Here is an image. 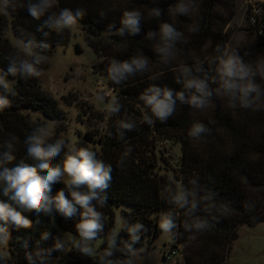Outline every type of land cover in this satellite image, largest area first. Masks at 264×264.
Listing matches in <instances>:
<instances>
[{
  "label": "trees",
  "instance_id": "1",
  "mask_svg": "<svg viewBox=\"0 0 264 264\" xmlns=\"http://www.w3.org/2000/svg\"><path fill=\"white\" fill-rule=\"evenodd\" d=\"M175 2L176 0H161L158 5H154L153 0H57L53 9L56 12L62 8L79 7L85 10L80 22L85 26L88 45L98 57V62L93 66L94 71L108 79L116 90V98L123 106L118 115L108 118L105 130L97 138L95 134L86 133L78 139L77 146L94 150L99 159L113 167V179L107 193L108 202L103 206L98 205V210L104 214L105 233L115 230L122 239L128 238L121 225L117 229L116 209L122 204L130 206L128 209L121 208L120 215L130 223L144 225L141 240L136 245V248L141 247L146 238L154 239L160 233L159 214L174 210L163 196L171 181H183L187 185L190 179L197 178L201 184L218 194V200L230 202L235 212L218 224L214 222L211 231L199 234L195 241H191V233L183 229V221L187 217L183 211H178L179 227L175 238L177 244L174 246L181 245L184 264H227L229 247L238 237V226L264 222V111L232 110L227 107L225 98L216 97L214 106L204 111L178 104L176 113L166 123L157 120L154 125L149 126L143 122V102L139 96L145 88L157 83L175 91L181 90L182 86L176 83L180 65L203 62L207 68L216 54V45H226L224 30L229 19L220 11L222 0H198L199 15L191 18L171 15L169 7ZM154 6L164 10L160 19L148 14ZM131 9L144 14L141 34L121 37L116 29L120 26L123 12ZM197 20L200 31L192 34L189 27ZM161 22L173 24L185 35L184 43L177 45V58L170 65L159 63L154 42L146 36L149 30L158 29ZM40 23L41 21L34 20L28 14L26 7L17 8L11 15L0 16V69L7 68V57L16 50L4 36L8 25H11L13 33L20 39L41 41L44 37L37 31ZM110 24H115L116 29L108 31ZM252 27L255 29V26ZM70 37V30L49 32L46 38L49 47L45 54L51 53L60 43H67ZM140 52L149 58L148 71L144 75L130 77L121 85L113 84L107 74L110 61L128 60ZM260 54H264V32L255 30L252 38L242 45L240 55L250 61ZM47 66L48 60L40 65L43 71ZM154 76L158 78L153 80ZM9 79L15 81L16 95L10 97L12 106L0 112V148L10 135H15L16 160L13 164L21 160L34 163L27 156L24 139L36 126L23 110L32 107L59 124L64 123L66 112L58 100L42 88L39 78L25 79L16 76ZM122 119L134 120L137 125L136 130L127 132L123 140L116 130L117 121ZM210 121L214 123H209ZM196 122L204 123L212 129L207 142L197 141L189 136V130ZM160 138L180 146L178 167L173 176L160 171L154 144ZM90 143L95 145L90 146ZM129 146L133 151L121 166L119 161ZM64 154L62 152L53 163L62 162ZM244 177L247 178V184L243 183ZM63 187V182L56 184L53 195ZM0 200L7 201L2 192ZM249 200L255 204V209L251 212L243 207ZM26 215L32 220V226L19 231L12 230L8 264H29L25 259L26 252H35L37 248H51L52 239H41L44 232H51L53 237H61L60 229L76 234L75 220L65 222L59 216L53 218L42 214L38 217L35 213ZM103 235L101 234V238ZM25 241L28 242L27 248L24 247ZM46 264H96V261L72 248H65L62 252H52L46 258Z\"/></svg>",
  "mask_w": 264,
  "mask_h": 264
},
{
  "label": "clouds",
  "instance_id": "2",
  "mask_svg": "<svg viewBox=\"0 0 264 264\" xmlns=\"http://www.w3.org/2000/svg\"><path fill=\"white\" fill-rule=\"evenodd\" d=\"M160 2L153 0L154 5ZM56 3L57 0H0V13L5 16L11 15L17 8L26 7L34 20L41 21L37 31L44 37L41 41L17 37L16 50L7 57V68L0 69V112L12 106L10 97L16 95L15 81L9 77H41L43 69L40 65L47 60L45 50L49 47L46 40L49 32L73 30L85 15V10L79 7L62 8L56 12L53 10ZM169 12L174 16L191 18L199 15L200 4L198 0H176L169 7ZM148 14L160 19L164 10L154 6ZM143 19L141 11L125 10L119 28L110 24L107 30L116 29L121 37L138 36L142 31ZM199 31L200 23L197 20L190 25L189 32L196 34ZM146 36L154 42V51L162 65H170L177 58V45L185 40L184 33L168 22H161L158 29L149 30ZM215 53L207 68L203 62L180 65L176 83L182 86L181 90L175 91L157 83L145 88L139 96L143 102V122L149 126L157 120L166 123L176 113L178 104L204 111L214 106L216 97L225 98L227 107L232 110L264 111V54L246 61L237 49L221 44L216 45ZM148 69L149 58L140 52L128 60L112 59L107 66V74L113 84L121 85L130 77L144 75ZM157 78L152 77L153 80ZM94 98L97 101L105 100L102 92H97ZM122 107L118 99L113 97L106 104L107 115H118ZM55 124V121H51L39 125L25 137L27 156L34 163L21 160L13 164L16 160L15 135H10L0 148V192L7 197V201L0 200V248L7 247L13 229L19 231L30 228L33 222L26 213H35L38 217L42 214L53 218L59 216L65 222L75 220L77 235L62 238L53 237L51 232L42 233L41 239H52L53 246L26 252L25 259L29 264H46V258L52 252H62L69 246L83 256L94 257L96 264H135L142 252L136 245L141 240L144 225L130 223L121 217V228L128 236L125 240L115 230L105 233L104 214L98 210V205L103 206L108 202L107 193L113 179L112 165L99 159L90 148L78 147L75 142L64 138L53 140ZM136 128V122L131 119L118 120L116 123L121 140L127 132H133ZM188 134L194 140L207 142L212 129L204 123L196 122ZM132 151L129 146L122 154L119 161L121 166ZM62 152L65 153L62 162L54 164L53 161ZM61 182L64 187L53 195L54 186ZM243 183H248L246 177ZM163 196L174 210L159 214L158 227L169 239H175L177 235L178 211H183L187 217L183 221V229L191 233V241H195L199 234L211 231L214 222L218 224L235 212L230 202L218 200V194L201 184L197 178L190 179L187 185L173 179ZM243 207L251 212L255 204L249 200ZM101 234H104V247L98 250L94 242L101 239ZM24 247H28L27 241ZM0 264H8L6 252H0Z\"/></svg>",
  "mask_w": 264,
  "mask_h": 264
},
{
  "label": "rangeland",
  "instance_id": "3",
  "mask_svg": "<svg viewBox=\"0 0 264 264\" xmlns=\"http://www.w3.org/2000/svg\"><path fill=\"white\" fill-rule=\"evenodd\" d=\"M256 2L262 3L264 0H222L220 11L227 20L229 19L224 30L225 47L240 52L242 45L252 38L256 28L252 27L250 15ZM1 15L3 14L0 13ZM70 32L71 37L67 43L56 45L51 53L46 54L48 66L39 77L42 88L51 93L65 110L64 123L59 124L55 120L48 119L42 112L32 107L25 108L23 112L36 127L55 121L53 140L64 138L77 144L78 139L86 133L95 134L97 138L105 130L110 117L106 112V104L116 97V90L105 76L94 71L93 66L98 62V57L87 43L85 26L79 21L78 26ZM4 36L13 47H17V36L13 33L10 24ZM97 92L104 94V101L95 100ZM154 144L160 171L173 176L174 170L178 167L180 146L161 138ZM121 208L128 209L130 206L122 204L116 209L117 229L121 225ZM60 233L62 238L77 235L64 229H60ZM175 244H177L176 239H169L160 231L154 239L146 238L143 245L137 248L142 249V252L135 264H184L179 254H170L169 258L164 257V251L168 252ZM94 246L98 250L102 249L103 238L95 241ZM0 252L10 255V241L6 248H0ZM92 258L95 260L94 257ZM227 264H264V222L256 225L244 223L238 226V237L229 247Z\"/></svg>",
  "mask_w": 264,
  "mask_h": 264
},
{
  "label": "built area",
  "instance_id": "4",
  "mask_svg": "<svg viewBox=\"0 0 264 264\" xmlns=\"http://www.w3.org/2000/svg\"><path fill=\"white\" fill-rule=\"evenodd\" d=\"M264 2H256L253 4L252 12L250 15V21L253 26H255L256 31L259 33L264 32ZM170 254L176 255L179 254L182 257V261L184 262V252L181 248V245L179 246H172L171 249L167 252L164 251V257L169 258Z\"/></svg>",
  "mask_w": 264,
  "mask_h": 264
}]
</instances>
